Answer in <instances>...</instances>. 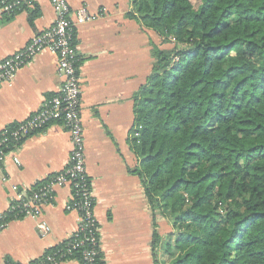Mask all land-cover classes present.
Masks as SVG:
<instances>
[{
    "label": "trees",
    "instance_id": "1",
    "mask_svg": "<svg viewBox=\"0 0 264 264\" xmlns=\"http://www.w3.org/2000/svg\"><path fill=\"white\" fill-rule=\"evenodd\" d=\"M130 1L129 17L173 44L154 47L134 97L133 173L174 230L157 235L158 264H264V0Z\"/></svg>",
    "mask_w": 264,
    "mask_h": 264
},
{
    "label": "crops",
    "instance_id": "2",
    "mask_svg": "<svg viewBox=\"0 0 264 264\" xmlns=\"http://www.w3.org/2000/svg\"><path fill=\"white\" fill-rule=\"evenodd\" d=\"M76 29L81 119L86 166L93 185L104 264H158L157 235L168 221L157 215L133 171L140 160L132 150L134 97L151 75L154 47L170 50L155 31L129 17L130 0H67ZM56 21L50 0H34L19 11L3 13L0 4V61L27 48ZM58 56L46 50L22 67L14 80L0 84V133L35 114L55 96L63 80ZM135 130V131H134ZM71 153L70 135L52 124L28 137L0 173V214L18 193L36 189L62 173ZM70 186L57 187L38 218L11 221L0 232V264H34L77 230L79 216L67 206ZM50 229L44 234L40 223ZM168 225V226H167ZM62 264H81L71 259Z\"/></svg>",
    "mask_w": 264,
    "mask_h": 264
},
{
    "label": "built area",
    "instance_id": "3",
    "mask_svg": "<svg viewBox=\"0 0 264 264\" xmlns=\"http://www.w3.org/2000/svg\"><path fill=\"white\" fill-rule=\"evenodd\" d=\"M33 1L0 0L1 11L12 13L30 5ZM50 1L56 13L54 25L37 36L23 51L0 61V84L14 80L22 67L46 50L58 56L57 73L63 83L58 94L46 100L30 118L17 124L15 128L9 126L0 133V173L9 157H13L14 162L20 164L15 152L28 137L56 123L61 124L70 135L69 163L62 173L50 177L31 194L33 190L18 193L16 205L13 203L6 213L0 214V232L10 223L7 218L8 212H15L22 218H38L42 215L43 208L53 201L55 189L70 186L73 199L67 206V210L77 212L79 216L77 230L69 238L73 241L66 251L51 255L45 254L39 262L34 264H62L69 260L74 250L86 245L90 248L83 251L82 264H95L97 257L102 255L101 236L95 216L94 189L86 166L84 127L81 119L80 59L76 29L67 0ZM39 229L44 234L50 231L44 222L40 223Z\"/></svg>",
    "mask_w": 264,
    "mask_h": 264
},
{
    "label": "rangeland",
    "instance_id": "4",
    "mask_svg": "<svg viewBox=\"0 0 264 264\" xmlns=\"http://www.w3.org/2000/svg\"><path fill=\"white\" fill-rule=\"evenodd\" d=\"M192 1V3L194 4V6H195V8H197L198 6H199V4H200V0H191ZM173 47V44L172 43H170V44H168V48H172ZM167 220V219H166ZM168 221V220H167ZM168 225H169V227H168V231L165 233V228H166V226H164L163 228H162V230H163V232H164V236L162 237L160 234V236H161V238H162V240L163 241H165L170 235H172L173 234V232H174V230H173V226H172V224H171V222H169L168 221V223H167ZM167 225V226H168ZM176 234V233H175ZM157 249H158V256L160 257V258H163V256H164V251L162 250V248H161V246H158L157 247Z\"/></svg>",
    "mask_w": 264,
    "mask_h": 264
}]
</instances>
